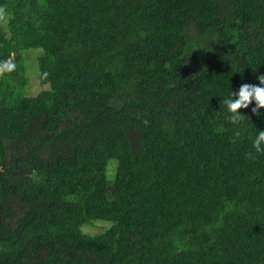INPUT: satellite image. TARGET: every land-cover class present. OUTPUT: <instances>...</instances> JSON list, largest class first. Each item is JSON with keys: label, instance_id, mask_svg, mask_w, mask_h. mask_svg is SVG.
Returning <instances> with one entry per match:
<instances>
[{"label": "trees", "instance_id": "1", "mask_svg": "<svg viewBox=\"0 0 264 264\" xmlns=\"http://www.w3.org/2000/svg\"><path fill=\"white\" fill-rule=\"evenodd\" d=\"M0 9V264H264V118L233 143L221 105L264 74V0Z\"/></svg>", "mask_w": 264, "mask_h": 264}, {"label": "clouds", "instance_id": "2", "mask_svg": "<svg viewBox=\"0 0 264 264\" xmlns=\"http://www.w3.org/2000/svg\"><path fill=\"white\" fill-rule=\"evenodd\" d=\"M0 15H3V9H0ZM15 65L9 66L8 70ZM259 84L243 83L238 91H233L221 101L222 109L225 110L224 119L230 122L234 127L239 128L234 132L232 142L236 143L237 138L241 136V130L244 126L246 116L240 111L242 108L247 109L255 102L252 112L258 117L264 118V74L258 77ZM252 150L246 153L249 159H256L258 154H264V129H258L251 139Z\"/></svg>", "mask_w": 264, "mask_h": 264}, {"label": "rangeland", "instance_id": "3", "mask_svg": "<svg viewBox=\"0 0 264 264\" xmlns=\"http://www.w3.org/2000/svg\"><path fill=\"white\" fill-rule=\"evenodd\" d=\"M1 23L3 25H8V21H7V16L4 15ZM43 49L42 48H31L26 50V52L24 53V57H25V64L27 66V74H28V87H26V93L29 96H36L40 91H42L43 89H47L50 88V84H42L41 80H40V67H39V61H38V56L40 54H42ZM114 161L116 163L115 160H111ZM114 162H110L108 164V172L109 175H112L114 173ZM98 221V220H96ZM99 224L94 225L93 227H89L87 228V231L91 232V233H95L97 231H100L101 228L103 226H105V224L107 225H111V222H107V221H99ZM88 225H85L84 227H87Z\"/></svg>", "mask_w": 264, "mask_h": 264}, {"label": "water", "instance_id": "4", "mask_svg": "<svg viewBox=\"0 0 264 264\" xmlns=\"http://www.w3.org/2000/svg\"><path fill=\"white\" fill-rule=\"evenodd\" d=\"M2 216H3V204H2V202L0 200V223L2 221Z\"/></svg>", "mask_w": 264, "mask_h": 264}]
</instances>
